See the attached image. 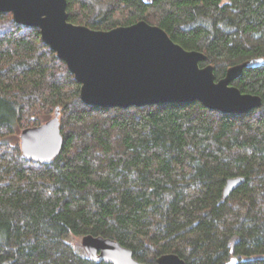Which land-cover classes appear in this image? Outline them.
<instances>
[{"label":"trees","instance_id":"obj_1","mask_svg":"<svg viewBox=\"0 0 264 264\" xmlns=\"http://www.w3.org/2000/svg\"><path fill=\"white\" fill-rule=\"evenodd\" d=\"M70 23L110 31L146 22L207 57L216 80L262 106L229 116L198 102L85 105L40 31L0 15V264H105L75 238L117 241L144 264H264V0H67ZM60 111L63 147L26 160L16 132ZM52 116V117H51ZM46 120V119H45ZM245 182L227 200V181Z\"/></svg>","mask_w":264,"mask_h":264},{"label":"water","instance_id":"obj_2","mask_svg":"<svg viewBox=\"0 0 264 264\" xmlns=\"http://www.w3.org/2000/svg\"><path fill=\"white\" fill-rule=\"evenodd\" d=\"M11 14L15 23L39 29L42 41L63 61L81 85L82 102L95 108L183 105L198 102L229 116H242L262 106V98L243 94L233 84L244 70L262 65L251 60L227 70L217 81L214 68L201 67L206 55L187 51L160 27L144 21L110 31H95L69 22L67 0H0V15ZM60 111L47 123L26 128L20 135L22 156L50 164L61 153ZM245 182L227 181V200ZM81 245L89 260L105 264H144L115 240L88 235ZM233 259L229 264H236ZM157 264H186L174 254Z\"/></svg>","mask_w":264,"mask_h":264},{"label":"rangeland","instance_id":"obj_3","mask_svg":"<svg viewBox=\"0 0 264 264\" xmlns=\"http://www.w3.org/2000/svg\"><path fill=\"white\" fill-rule=\"evenodd\" d=\"M52 117V116H51ZM46 119V120H45ZM43 119V123L42 124H45L47 123L50 118H45ZM41 124V125H42ZM40 126V125H39ZM21 132L22 130H19L16 132V135H15V138L13 140L17 141L18 143H20V135H21ZM81 242H82V238H75L73 241H72V244L75 245V246H81Z\"/></svg>","mask_w":264,"mask_h":264}]
</instances>
